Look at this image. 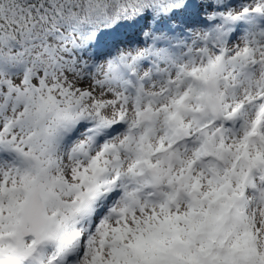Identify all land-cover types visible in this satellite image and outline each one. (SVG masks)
<instances>
[{"label":"snow or ice","instance_id":"obj_1","mask_svg":"<svg viewBox=\"0 0 264 264\" xmlns=\"http://www.w3.org/2000/svg\"><path fill=\"white\" fill-rule=\"evenodd\" d=\"M0 264H264V0H0Z\"/></svg>","mask_w":264,"mask_h":264}]
</instances>
